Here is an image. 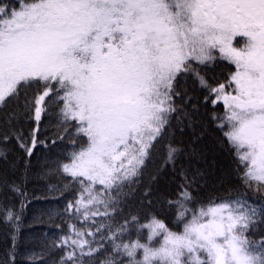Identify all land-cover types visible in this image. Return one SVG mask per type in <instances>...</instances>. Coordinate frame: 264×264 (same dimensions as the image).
<instances>
[{"label":"snow or ice","instance_id":"1","mask_svg":"<svg viewBox=\"0 0 264 264\" xmlns=\"http://www.w3.org/2000/svg\"><path fill=\"white\" fill-rule=\"evenodd\" d=\"M0 234V264H264V0H0Z\"/></svg>","mask_w":264,"mask_h":264},{"label":"trees","instance_id":"2","mask_svg":"<svg viewBox=\"0 0 264 264\" xmlns=\"http://www.w3.org/2000/svg\"><path fill=\"white\" fill-rule=\"evenodd\" d=\"M229 68H231V70H234V66H230L229 62L227 60L221 59L215 68L209 67L207 69V71H208L210 76L212 75L213 72H215L217 74V76H220V73L222 70L224 71V73L226 75ZM220 79L223 80V77H220ZM218 111L220 113H223V105L222 104H221V107L218 109ZM32 127H35V125L33 124ZM45 129H47V130L45 131ZM25 130L27 131V129H25ZM41 131H42L41 139H43L44 136L51 137L53 132L55 131V121L54 120L50 121L47 117H45L44 124L41 125ZM49 143H51V140H49ZM35 151L38 155L34 156L32 158L34 164L37 163L38 159H39V161L42 162L45 155L47 154V150H45L42 146H38L35 149ZM221 164L225 169H228L230 166L233 168L235 167L234 165L230 164V158L227 156L226 153H223L221 156ZM235 183H236V181H235V179H233L232 184H224V185H220L219 183H216L214 185L210 184L208 186V188L205 189L204 195L205 196H212V197L225 196L228 194V189ZM33 187H35L37 189V195H39L43 191L45 185L43 184V182L34 183V184L29 185V188H33ZM34 206L35 207H44L46 205L38 203ZM26 223H27V221H26ZM44 230H45V227L42 225H38L33 229V231L36 233L43 232ZM174 230H176V229H174ZM4 247H5L4 238H3L2 234H0V254L3 253Z\"/></svg>","mask_w":264,"mask_h":264},{"label":"rangeland","instance_id":"3","mask_svg":"<svg viewBox=\"0 0 264 264\" xmlns=\"http://www.w3.org/2000/svg\"><path fill=\"white\" fill-rule=\"evenodd\" d=\"M217 56H219V53L217 52Z\"/></svg>","mask_w":264,"mask_h":264}]
</instances>
